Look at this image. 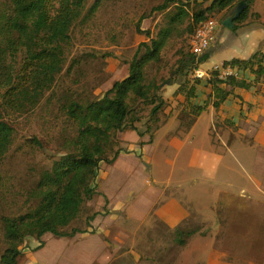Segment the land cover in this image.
Returning <instances> with one entry per match:
<instances>
[{"label": "trees", "instance_id": "obj_1", "mask_svg": "<svg viewBox=\"0 0 264 264\" xmlns=\"http://www.w3.org/2000/svg\"><path fill=\"white\" fill-rule=\"evenodd\" d=\"M242 1L248 7L235 20L233 31L259 21L260 14L252 11L254 0H155L152 12L160 16L156 26L143 29L147 13L135 23V32L150 43L139 44L126 61L129 75L98 97L83 83L84 65L97 54L70 57V48L75 46V32L90 26L100 11L116 7L119 0H0V264H22L29 237L40 241L42 248L47 234L74 238L95 231L92 222L98 213H88L89 203L104 196L96 184L99 172L114 165L124 151L120 133L143 134L145 129L152 143L155 131L174 111H178L180 127L190 131L209 106L219 112L229 99L243 101L235 93L239 79L222 80L213 66L205 68L212 51L197 57L184 49L203 22L220 18L221 26ZM171 43L183 45L169 77L171 83L180 84L175 96L182 95L183 102L177 98L169 102L161 93L167 81L164 53ZM223 63L264 79V46L249 59ZM196 68L206 69L210 76L193 77ZM204 80L211 94L204 105H196ZM45 100L58 131L50 140L22 135L37 151L38 161L30 168L24 191L12 196L5 185L4 167L19 135L17 120L32 115ZM224 123L237 128L231 120ZM169 234L179 245L185 244L183 229Z\"/></svg>", "mask_w": 264, "mask_h": 264}, {"label": "rangeland", "instance_id": "obj_2", "mask_svg": "<svg viewBox=\"0 0 264 264\" xmlns=\"http://www.w3.org/2000/svg\"><path fill=\"white\" fill-rule=\"evenodd\" d=\"M155 5V0H119L116 7L100 11L90 26L73 35L72 44L75 46L70 48V57L85 52L97 54L84 65L83 80V83L93 88L96 96H102L116 81L126 78L129 75L126 61L132 59L140 43H150L149 39L135 32V23L142 14L147 13L149 17L144 20L143 29L147 26L153 29L160 20V16L152 12ZM252 11L256 12L254 7ZM217 31L218 29L215 35ZM215 44L217 41L214 46ZM182 47L181 43H171L164 53L163 74L167 81L162 85L161 93L169 102L174 99L184 101L182 95L175 96L181 90L180 84L169 81L172 65L181 57L177 52ZM184 49L186 52L190 51L189 43ZM106 55V58L103 57ZM217 58L215 55L211 62L214 63ZM66 83L70 86V82ZM203 94L201 103H205L203 98L206 93ZM176 116L178 117V111L169 115V120L155 131L152 143L151 134L145 129L142 130L143 134H119L124 148L120 161L125 160V164H128L133 157L141 166L142 175L135 172L130 177H124L122 187L130 189L124 199L132 197V200L128 205L121 206L117 213L106 206L105 198L96 196L93 200V210L89 209L88 213L97 211L100 222H95L98 219L93 220L95 231L91 234L96 230L102 237L105 234L110 250L106 254L99 253L93 264H103L107 256L112 257L107 264L228 262L234 259L227 254L219 259L221 254L217 250L220 249V240L225 245L243 247L240 245V238L235 235L240 234V230L233 233L231 241L230 233L235 230L231 223L251 219V215L244 211L252 207L244 202V190H248L255 199L264 197V193L255 186L264 185V151L260 146L264 145V140L260 142L253 138L259 126L250 128L246 133L238 126L225 127V121L219 120L218 112L212 106L208 107L190 131H184L180 127ZM17 121L19 135L16 136L15 145L7 156L4 167L5 185L9 187L12 196L24 191L30 178V168L38 161L37 151L27 145L22 135L36 134L50 140L56 136L59 128L52 124L46 100L32 115L23 116ZM261 134L264 135L262 130L258 135ZM135 150L138 156L133 155ZM39 158L41 161L44 158L41 153ZM255 169L262 173H252ZM102 179H97L98 188ZM106 179L110 183L114 180L111 175L106 176ZM10 201L11 198L9 203ZM168 204H176V211L180 210L184 214L175 227H171L170 223L172 215L177 214ZM162 208L161 213L169 225L161 221L157 214ZM81 222H84L86 228L84 219ZM257 224H251L247 233L255 235L258 232L255 229ZM175 228L186 232L183 246L169 234ZM262 228L264 231V225ZM54 239L57 237L48 234L43 242L53 243ZM39 245L40 241L35 238H27L23 247L25 256L22 264H42L43 259H46L45 255L51 254L49 249L34 253L39 250ZM59 247V251L64 254L65 246ZM87 253L85 245L69 246L63 255L64 263H89Z\"/></svg>", "mask_w": 264, "mask_h": 264}, {"label": "crops", "instance_id": "obj_3", "mask_svg": "<svg viewBox=\"0 0 264 264\" xmlns=\"http://www.w3.org/2000/svg\"><path fill=\"white\" fill-rule=\"evenodd\" d=\"M256 6H258V8H255ZM253 7L254 10L260 14L259 21H249L243 27L239 28L236 31H233V29L228 30L222 25L218 28L212 47L210 49V51H212V55L209 62L205 64V68H209L210 66H214L217 63L230 61L235 58L243 60L249 59L259 49H261L262 46H264V0H254ZM146 29H150V26H147L145 30ZM216 41L218 44L217 50V44H215L214 46V43ZM213 47L214 52L212 50ZM215 55L218 58L214 63H212L211 61ZM203 93H206L205 97L203 98L205 102L207 97L211 94V88L208 86L205 80L198 87L197 99L194 100V103L196 105L204 104L200 102L201 97H203L204 95ZM235 93L236 95L241 97L243 101H240L239 99L227 100L218 112V116L220 117L219 119L221 121H233L236 126L241 127L243 129L242 131L245 133L248 132L250 128L259 126V129L254 134L253 138L255 141L262 142L264 140V135H258V133L260 132V130H262V132L264 133V79H256V77L251 74L250 71H242L241 77L239 78L238 88ZM213 128H215V126H213ZM260 146L264 151V145ZM138 152H140V150H138ZM123 153L124 151L121 153L120 158L114 165L104 166V168H102V170L99 172L98 176V180L103 178L100 181L101 186L99 188V191L101 190L104 196L102 195L100 197L106 199V206L111 209L113 213H117V210L121 206L128 205L132 200V197L124 199L125 195L130 190L122 187L123 183L125 182L123 180L124 177H130L132 174H135V172L142 175L141 166L133 157H131V163L128 164H125V160L120 161V159L123 158ZM133 153H135L133 154L134 156H138L136 150ZM243 171L249 172L246 169H243ZM254 172L262 173L261 170L256 169L252 173ZM122 173H124L123 176ZM108 175H111V178L114 179L111 183L107 182L108 179H106V176ZM255 186L259 191L264 193V185L255 184ZM242 197L245 199V203L252 206L250 209L244 210L247 214L251 215V219L242 221L241 223H231L235 230L230 233V238L232 241L233 233L240 230L241 233L235 235L240 238V245H242L243 247L236 246L235 244L225 245L222 243L221 239L218 245L220 249L217 250V252L221 254V256H219V259L223 257V254H227L229 258H232L234 260L219 263L208 262V264H264V231L262 228L264 225V197L261 199H255L251 196L250 193H248V190H244L242 192ZM168 205L177 214L172 215V222L170 223L171 227H175L182 220L181 218H183L184 214L181 213L180 210L176 211V204L174 206L170 204ZM168 205L167 207H169ZM89 209L93 210V201L89 203ZM162 210L163 208L160 209L157 214L160 217L161 221L166 223V219L161 213ZM99 218L100 216L95 218L98 219L95 222H100ZM255 223H258L255 228L258 232H256L255 235L247 233L251 224ZM166 224L169 225L168 223ZM99 234L100 232H97L96 230L94 234L82 233L77 234L74 238H57L54 239L53 243L49 244L44 241V247L40 248L39 245L37 247V249L39 250L34 253L37 254L38 252L40 253L45 249H49L51 251V254L45 255V258L47 260L43 259L42 264H47V262L48 264H65L63 255L66 254V249L69 246L79 247L85 245L90 262H82L79 264H93V262L97 260L99 253L106 254V252L110 251L106 235L103 234L102 237ZM62 245L65 246L64 254L59 251V246ZM111 259V256H107L103 264H107Z\"/></svg>", "mask_w": 264, "mask_h": 264}, {"label": "built area", "instance_id": "obj_4", "mask_svg": "<svg viewBox=\"0 0 264 264\" xmlns=\"http://www.w3.org/2000/svg\"><path fill=\"white\" fill-rule=\"evenodd\" d=\"M219 20L220 18H212L203 22L190 38L189 48L195 56L201 57L210 51L215 39V31L220 26ZM212 70L219 71L222 80L229 78L239 79L241 77V71L236 68L225 67L223 62L215 64ZM209 76L210 73L203 68H196L193 72V77L195 78L206 79Z\"/></svg>", "mask_w": 264, "mask_h": 264}, {"label": "water", "instance_id": "obj_5", "mask_svg": "<svg viewBox=\"0 0 264 264\" xmlns=\"http://www.w3.org/2000/svg\"><path fill=\"white\" fill-rule=\"evenodd\" d=\"M248 7V4L244 1L240 2L233 10L230 16L225 17L222 20V26L226 29L232 30L235 25V20L239 19L244 10Z\"/></svg>", "mask_w": 264, "mask_h": 264}]
</instances>
